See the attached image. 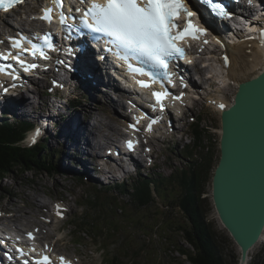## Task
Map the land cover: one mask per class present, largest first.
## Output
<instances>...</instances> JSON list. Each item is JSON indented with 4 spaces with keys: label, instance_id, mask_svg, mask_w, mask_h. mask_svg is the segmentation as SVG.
<instances>
[{
    "label": "rangeland",
    "instance_id": "rangeland-1",
    "mask_svg": "<svg viewBox=\"0 0 264 264\" xmlns=\"http://www.w3.org/2000/svg\"><path fill=\"white\" fill-rule=\"evenodd\" d=\"M24 13L25 11L21 12V14ZM23 17L25 20V16ZM9 18H11L12 21L14 19L13 16ZM2 22V19H0V24ZM14 24L17 25L18 23L15 22ZM207 56L209 62L205 67L206 72L203 74L204 81L197 74L199 67H195L196 70L194 71L196 73L194 74L193 72V77L195 78V80L193 79V83H195V86L197 85V87H199L201 91L199 94L202 93L206 99L220 98L225 101V106H229L234 100L238 89L235 86L237 79L235 74L238 75L239 70L232 63V70L230 69L231 71H227L228 76H230L229 74H232V77H228L226 76L227 72L223 69L217 53L212 52L210 55L204 56V58ZM233 59L235 61L237 56H233ZM254 63H256V60L245 62V64L248 65L245 67L251 68ZM222 73H224V76ZM48 75L49 73H47L45 75L46 77L41 79L39 83L37 80L30 83V86L33 87V89L32 91L27 92V97L25 96L27 103L31 105L28 109L26 108L28 113L25 114L23 113L24 111H21L20 114L23 116H15L16 119L14 120L10 118H3V116L0 115V125L6 124L8 127H11V123L15 122L16 124L12 125L13 127H21V130H24L25 138L22 141L23 146H34L37 144L46 145V162L47 160L52 162L54 159V166H50V172L37 171L23 173L21 170L17 169L14 173L6 175V178L0 181V211L8 210L10 211V214H12L11 211L13 209L16 210L19 208L20 210H24L29 217L28 220L23 219V224H27V222H30L31 220L30 225L22 226V224L20 225L15 223V217L13 216V222L11 224L12 228H16L18 230H33L34 227H40L41 223L47 222L49 220L48 218H51L43 217L47 211L52 212L54 204L57 201H67L72 207V211L68 214L67 219L60 220L58 222L54 221L48 229L45 227L42 232L45 240H51L52 242L58 243L57 248L59 252L73 255L74 257H82L84 264H110L109 261H112V259L116 256H121L122 264H129L131 258H134V262H132V264H189L187 258L182 257L179 253H174L173 247H171L172 252H168V246L163 243L164 241L162 239V230L166 229L168 225H171L172 222H175L177 225L184 224L185 221L184 216L176 207V201H172V195L175 190H171L170 188L164 190L165 196L169 194L167 201L169 200L173 202V208L167 212H162L159 205L164 204V201L159 200L155 201L153 204L151 203L150 205H147L144 208H138V204H135V200L132 195L133 190L131 188L135 179L140 177V174L147 175L156 173L169 177L176 169L182 170V168H189L188 164L190 162H188L189 160L186 158L191 156L188 154L193 153L194 156H192V160H195L197 157L196 152L191 148L188 154L184 152V155H182L181 150L186 143H190V140L193 137V127L191 124V118L193 117L199 116L201 118L203 128L205 130L208 129V134L211 136L210 139L213 142L212 147L214 148L215 159L218 160L221 154L220 140L222 133V112L215 106H209L207 102H195L191 111L186 114V125L183 128H179L178 124L174 125V129L176 128L178 132H176L173 137V133L171 136L166 135L165 131H168L167 128L166 130L156 131L157 135L166 138L161 141L156 139L152 141L155 147V167L148 168L143 164L140 172L137 175L130 177L126 182L129 186L128 191L121 192L119 189H114V187L107 188L109 183L116 182L115 179H106V182H102L103 180L99 181L100 179L98 180L97 175H93L95 172L92 170L94 169L92 168V165H89L91 169V176H86L82 172L81 160L89 158V155H87V147L85 145H82L85 152L84 156L73 153L74 150L71 145L67 146L65 149L60 145L61 139L57 138L59 134V127L64 122L68 121L71 116H74L75 120L76 117L77 119L84 118V108H87L89 111L94 112L97 115L104 114L98 118L108 117V120L112 122L114 121L112 116L120 118L117 115L119 113L118 110L120 112L126 110V106L123 108L117 102L119 98L118 94L120 93L115 94L113 90H105L106 88L101 85L98 86L97 90L93 91L91 88L88 89V84L84 83L81 78L77 80L78 83L74 81L68 85L67 82H63L64 78L62 75H59L58 73H53L49 77ZM42 77L43 75L40 76V78ZM249 77H251V75L247 78ZM96 82L94 83L96 84ZM217 82H220L221 85L217 84ZM59 85L65 87L60 90ZM96 85H98V83ZM51 89L57 96L56 98L54 96L52 97V92L50 91ZM108 91H111V98L106 97L107 94H110ZM59 96L62 101L60 103L58 102L59 106L56 108ZM9 97L17 99V97L14 96ZM76 98L79 99V103L74 107H70L69 102L71 100H75ZM112 100H115L116 102ZM110 103H112L113 107L109 106ZM126 104L127 103L125 102V105ZM110 107L114 108V110ZM9 109L10 108H4L7 114L11 115ZM2 110L3 108H0V114ZM51 111H53V113ZM29 113H32V115H28ZM48 113H50V115ZM42 114L45 116L42 117L40 121L44 120L48 116L52 117L53 114L54 119L59 124L58 129L46 128V123L39 125V121L35 118L40 117ZM98 118H89L87 125H89V128L92 131H97L95 124H99ZM27 122H30L31 124L29 125ZM78 124H80V122L77 121L76 125ZM40 127L44 128L43 131L48 134H45L43 137L41 136V138L37 137L36 139H39L40 141L33 142L31 136L35 135L37 130L41 133L42 128ZM33 129L35 130L34 132ZM106 130L107 129L104 128L103 133H105ZM108 133L109 132L107 130V135ZM183 133L186 134V137H182ZM29 134L30 136L27 137ZM82 135H85V133ZM65 138L66 136H63L62 139ZM113 139H115L114 136ZM66 141L69 140L66 139ZM106 151L107 149L104 150L103 153L105 152L104 154H106ZM203 154L204 151L201 155ZM56 164H61L63 170L57 172L55 167ZM119 173L122 174V172ZM212 175H214V172H212ZM155 178L159 180L158 177ZM82 180L83 182H80ZM31 197L35 198V200H43L46 203L45 207L40 210L35 209V214H32L33 216L29 215L34 207V205L30 202ZM98 198L105 203L113 202V205H105V210L107 211L106 215L108 218L116 220V225L125 227L127 223H134L135 227L132 225L128 228L129 232L137 230L136 236H138V240L133 248L126 249L125 252L121 249L126 247L121 243V239L126 237L128 233L125 236L124 233L120 232V234L116 237L111 238L106 232L99 231V235L101 236L96 237L94 236L96 234H91L90 231H86L84 227L85 225H80L79 227L74 226L75 223H78L77 217L82 216L81 214L85 212V208L87 210V205H91V202H97L98 204ZM202 198L208 199V203L203 205L204 214L213 224L216 231L217 244L225 261L227 264H243V262H240L241 250L222 225L213 204L212 182L209 181L207 184L206 193L202 196ZM14 204L16 205V208H14ZM123 209H125L126 213H121ZM14 215L20 216V214L15 213ZM95 217L97 219H101V221L105 220L102 215ZM159 223H162L163 225L159 230H157L156 225ZM151 228L155 230H152ZM50 234L53 235L50 237ZM171 239L174 242L178 241V238L172 237ZM117 241L120 242L116 243ZM249 256V264H261L264 261V238L257 246H255V248L251 250V254Z\"/></svg>",
    "mask_w": 264,
    "mask_h": 264
},
{
    "label": "trees",
    "instance_id": "trees-1",
    "mask_svg": "<svg viewBox=\"0 0 264 264\" xmlns=\"http://www.w3.org/2000/svg\"><path fill=\"white\" fill-rule=\"evenodd\" d=\"M24 134V130L22 131L21 127H13L12 125L8 127L6 124L0 125V181L17 169L23 173L50 172V166H54L53 158L52 162L48 160L46 162V145H22V141L25 138ZM210 137L208 129L205 130L203 128L201 118L198 117V123L193 125L191 142L185 144L181 150L182 155H184V152L188 154L191 148L196 152L197 157L195 156V160H192L193 153L188 154L191 156L186 158L190 162L188 164L189 168L176 169L169 177L156 173L149 175L140 174V177L133 182L131 188L138 208H144L159 200L164 201V204L159 205L162 212H167L173 208V202L167 201L169 194L165 196L164 190L167 188L175 190L173 195L170 193L172 201H176V207L184 216L185 221L184 224L177 225L172 222L171 225H168L166 229L162 230V239L163 243L168 246V252H172L171 247H173L174 253H179L182 257L187 258L189 264H227L217 244L216 231L213 224L207 219L203 210V205L208 203V199L202 198V196L206 193V186L209 181L212 182V172H215L221 158L220 154L218 160L215 159L214 148L212 147L213 142ZM203 151L204 154L201 155ZM55 167L57 172L63 170L61 164H56ZM155 177H158L159 180ZM128 187V184H120L114 189L124 192L128 191ZM107 204L113 205V202L105 203L99 198L98 204L97 202H91V205H87V210L85 208L82 216L77 217L78 223H75L74 226L86 225L84 226L86 231L96 234L94 235L96 237L101 236L99 231L106 232L111 238L116 237L120 232L124 233L125 236L128 233L126 237L121 239L123 246H126L121 249L125 252L126 249H131L135 246L138 240V236H136L137 230L129 232L128 228L132 225L134 226V223H127L125 227L116 225V220L108 218L106 215L105 205ZM123 212H125V209L121 211V213ZM100 215L103 216L104 221L95 217ZM162 225V223H159L156 225V229L159 230ZM172 237L178 238V241H172ZM119 242L117 241L116 243ZM109 262L111 264H122L121 256H116ZM132 262H134V258L130 259L129 264H132ZM261 264H264V261Z\"/></svg>",
    "mask_w": 264,
    "mask_h": 264
},
{
    "label": "snow or ice",
    "instance_id": "snow-or-ice-1",
    "mask_svg": "<svg viewBox=\"0 0 264 264\" xmlns=\"http://www.w3.org/2000/svg\"><path fill=\"white\" fill-rule=\"evenodd\" d=\"M22 2V0H21ZM251 2V0H249ZM53 3L63 8V0H53ZM205 4H210L212 11L223 18H229L231 13L222 3H216L215 0H204ZM52 8L44 9L45 20L51 22ZM80 11V9H77ZM184 16L186 19L183 24L178 23V18ZM195 13L190 11L185 0H92L91 6L83 12V23L86 28L96 33H105L113 38V43L118 49L126 50L136 54L137 59H142L144 63H150L155 72H145L142 67H134L128 63V55H120L119 58L128 63V68L134 73L149 75L152 82L157 79L163 87L164 80L172 83V73L169 71V62L177 58H186L185 48L180 46L179 41L186 37L199 39L201 35H206L207 30L194 23ZM67 17L63 12L60 13V23L65 25ZM44 42L48 47H53L49 35L44 36ZM208 41L205 40L204 43ZM2 43V41H0ZM219 43V41H217ZM12 47L20 49V53L12 56L11 53L4 55L0 53V58L5 60L11 58L17 61L25 72H29L38 67L35 63H27L22 54L30 52L33 56L39 55L47 59V55L42 49L35 45L31 48H24L22 38L12 39ZM225 62L228 57L225 56ZM190 62V61H189ZM9 68L11 65L8 66ZM5 71V69H0ZM10 75L12 73H9ZM17 79V76H13ZM141 87H150L149 82L143 80L137 81ZM15 85H13L14 87ZM7 91V89H5ZM157 104L163 108V101L171 94L165 89L164 91H155L152 93ZM182 95V94H181ZM175 99H180L179 96ZM223 107V105H220ZM156 121L153 120L152 123ZM135 127V125H130ZM151 130V125H149ZM39 134L37 130L36 135ZM33 142L35 140L33 139ZM129 149L133 148V142L128 141ZM60 215L59 211L57 213ZM30 238H34L32 233H28ZM21 256L25 255L22 249H17ZM35 251V249H33ZM60 264H71V261L65 257H58ZM24 264H29L28 260ZM34 264H53L48 255H43Z\"/></svg>",
    "mask_w": 264,
    "mask_h": 264
},
{
    "label": "water",
    "instance_id": "water-1",
    "mask_svg": "<svg viewBox=\"0 0 264 264\" xmlns=\"http://www.w3.org/2000/svg\"><path fill=\"white\" fill-rule=\"evenodd\" d=\"M221 121L212 201L243 262L264 233V70L240 82Z\"/></svg>",
    "mask_w": 264,
    "mask_h": 264
},
{
    "label": "bare ground",
    "instance_id": "bare-ground-1",
    "mask_svg": "<svg viewBox=\"0 0 264 264\" xmlns=\"http://www.w3.org/2000/svg\"><path fill=\"white\" fill-rule=\"evenodd\" d=\"M238 7H240V5H238ZM2 21L3 22L0 24V37L5 36L7 30L11 31L12 28H14L16 30H19V29L27 30L28 27H30L33 24V23H29V24L22 23L19 19H17L16 21H17L18 24L15 25L14 22L10 20L9 15H5L2 18ZM205 22L207 24H209L208 21H205ZM227 29H228V26L225 25L224 26V30L227 31ZM233 39L235 40V37H233ZM107 43H108V41L106 42V44ZM263 44H264V42H263ZM229 52L231 53L232 59H233V56L234 57H235V55L237 56V59L235 61H234V59L232 60V63L239 70L238 71V73H239L238 75L234 73L236 78H237L236 79V83H235L236 84L235 86L237 88H238L240 82H243L245 80H249L250 78H254V77H256L258 75V73H260V72H262V70H264V47L261 48L260 45H258L255 40L237 41V43L232 44V45L229 46ZM71 53H75L77 61H75L74 58H69V57H68L69 61L65 60L66 65L68 64V66L65 67L66 78H64L63 82H67L68 85H69V84H71V82H74V81L76 83H78L77 80H79L81 78L84 83L88 84L87 85L88 89L91 88L93 91L97 90L98 86L101 85V86H104L106 88L105 90H113L115 94H116V92L117 93L119 92V90L121 88L117 84V80L115 78H113L112 75L105 73L104 70L96 62V60H95V58L93 56H90V54H87V53H82L81 54L80 52L78 53V52H75V51L71 52ZM205 54L206 53L204 52L202 56L203 57L206 56ZM54 56L55 55H53V57ZM61 60L62 59L59 60V63H61ZM252 60H256V63H254L251 68L245 67V66H248V65L245 64V62H251ZM232 63H231V67H230L231 70H232V67H233ZM70 64H76L77 67H74V66H72ZM56 67H58V66H55L54 68H56ZM60 67L62 68V66H60ZM196 67H199V66L197 65ZM245 69L248 70V71H246ZM245 71H246V73H245ZM47 73H49L51 75L53 73L54 74L58 73L59 75H62L61 71H55V70H53V72H51V71L46 72V74ZM197 74L201 75V79L204 81V77H203L204 69L203 68H200V69L198 68ZM41 75L42 74L38 75V77H34L35 78L34 80H37V82L39 83L41 81V79H43V78H40ZM229 75L230 76H228V77H232V74H229ZM250 75H251V77L247 78ZM43 76H45V74ZM20 77H21V79H24L25 78V74L20 72ZM191 77L192 78L188 77V81L187 82H188V84L194 85L195 83H193V79L195 80V78L193 76H191ZM229 80H230V78H229ZM18 81H19V83L24 84V81L19 80V79H18ZM94 82H96V84L98 83V85H95ZM30 83L26 87L25 91H20V92L18 91V94H15V92L12 91L11 89H7V92L11 93L10 96L17 97V99H14L13 97L6 96L7 101H8L6 103V105L3 102H0V108H3V110L1 111L0 115L3 116V118H6V119L10 118V119L14 120V119H16L15 116L16 117L17 116L20 117V115H21L20 112L21 111H24L23 113H25V114L28 113L26 111V108L28 109L31 105H29V103H27V101L25 99V96L27 97V92H30L33 89V87L30 86ZM103 90H104V88H103ZM108 93H110V94L109 95L107 94L106 97L111 98L112 97L111 96V91H108ZM118 96H119V98H118L117 102L119 103V105L121 107H123V108H125V106H126V109H128L127 108V104L125 105L126 97L122 93L118 94ZM54 97L56 98L57 96L55 95ZM61 101H62L61 97L59 96L58 97V101L56 103V108H58V106H59L58 104ZM112 101H115V100H112ZM134 101H135L134 103H136V105L140 106V104L138 103L137 100H134ZM10 103H12V104H10ZM75 103L76 104L79 103V99L78 98H76L75 100H71L69 102V106L72 107V106H74ZM109 106H112V103H110ZM112 107H110V108H112ZM140 107L144 108L143 106H140ZM225 107H228V106H225ZM4 108H10L9 111H10L11 115L7 114V112L4 110ZM112 109L114 110V108H112ZM84 111H85L84 112V114H85L84 118L77 119V117H76V120H75L74 116H71L68 119V121H66V122H64L62 124L63 126L61 125L59 127V129H58V125L59 124L54 119L53 114H52V117L48 116L42 121H40V119L45 116L44 114H42L40 117H37L35 119L39 121V125L46 123V128L58 129L59 130V134H58L57 138L61 139V144L60 145L62 147H64L65 149L67 148V146L71 145V147L74 150L73 153L85 156V152L83 150L84 147L82 148V145H85L87 147V154L89 155L88 156L89 158L84 159L85 161L80 159L81 160V166H82L81 169H82V172L86 176H91V172H90L91 169H90L89 165H92V166L94 165L93 168H94V170L97 171L98 168H99L100 161H106V158L104 156H102L101 158L98 159L96 154L99 151L106 150L107 149L106 148L107 145H113L116 142V139L119 136H122L121 126L124 124V122L126 121L127 118L126 117L123 118V116H121V114L118 113L117 115L120 118L112 116L114 118V119L112 118L114 120L112 122V121L108 120L109 119L108 117L107 118L106 117L105 118H98V117H101L104 114L97 115L96 113L89 111L87 108H84ZM51 112L53 113V111H51ZM118 112H119V110H118ZM17 114H19V115H17ZM48 114L50 115V113H48ZM91 114H93V115H91ZM28 115L31 116L32 113H29ZM21 116H23V115H21ZM90 116L91 117H95V119L98 118V123L99 124H97V123L95 124V127H97V129H96L97 131H92L89 128V125H87V123L89 122V118H91ZM77 121L80 122V124H78L79 126L76 125ZM169 121L171 122V118H169ZM11 124L14 125L16 123L14 122V123H11ZM27 124L30 125L31 123L27 122ZM173 127H174V125H173ZM104 128L108 130V132H109L108 135H107V130L105 131V133H103ZM83 133H85V135H82ZM45 134H48V133H45L43 131L41 135H45ZM41 135L40 136L39 135H32L31 139H34L35 141H40L39 139H36V138L37 137L41 138ZM29 136H30V134L27 137H29ZM63 136H66V138L62 139ZM113 136H114L115 139H113ZM66 139H68L69 141H66ZM131 166H133V165H131ZM99 174L100 173H98L97 177H98V179H101ZM108 178H110V177H108ZM102 179H103V177H102ZM97 195H99V194H97ZM30 202L32 203V205H34V207L32 208V210H31V212L29 214L30 216H33L32 215L33 213L35 214V209L40 210L41 208L45 207V204H46L43 200H38V199L35 200V198H33V197L30 198ZM10 208H12V207H10ZM14 208H16L15 204H14ZM12 212L15 213V214H20V216L14 215L16 224L17 223L20 224V225L22 224V226H28V225L31 224V220H30V222L28 221L27 224H23V219H26V220L29 219L28 214H26L24 210H20L18 208L16 210L13 209ZM17 234H22V232H17ZM263 238H264V233L262 235L261 241L263 240ZM0 241H1L3 246H6L7 249H10L8 247L9 245L6 243V241L1 236H0ZM250 254H251V251H250L249 255ZM55 255H56V257L60 256L58 253H55ZM32 257H36V256H32ZM32 257H30V258H32ZM249 259H250V256H249L248 260L243 261V264H249ZM18 260H20V259H18ZM69 261H71V264H76L75 262H72V260H70V259H69ZM20 262H23V261L21 260ZM240 262H242V261L240 260Z\"/></svg>",
    "mask_w": 264,
    "mask_h": 264
}]
</instances>
